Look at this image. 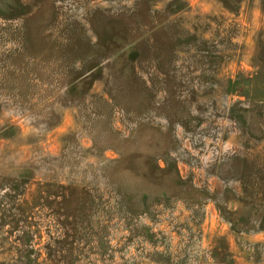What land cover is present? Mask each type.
Here are the masks:
<instances>
[{"label":"rangeland","instance_id":"1","mask_svg":"<svg viewBox=\"0 0 264 264\" xmlns=\"http://www.w3.org/2000/svg\"><path fill=\"white\" fill-rule=\"evenodd\" d=\"M0 264H264V0H0Z\"/></svg>","mask_w":264,"mask_h":264},{"label":"trees","instance_id":"2","mask_svg":"<svg viewBox=\"0 0 264 264\" xmlns=\"http://www.w3.org/2000/svg\"><path fill=\"white\" fill-rule=\"evenodd\" d=\"M128 155V153H122L121 154V159L118 161V163H121V162H123L125 159H126V156ZM156 168H158V169H162L161 167H160V165L159 164H156ZM32 170L29 168H27V166H25V167H23V172H22V176H23V180H28V179H30L31 178V176H32V172H31ZM179 177V176H178Z\"/></svg>","mask_w":264,"mask_h":264}]
</instances>
